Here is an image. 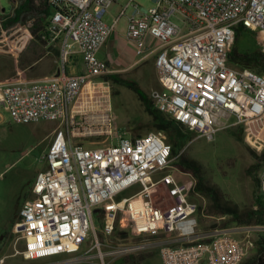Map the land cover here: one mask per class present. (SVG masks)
I'll use <instances>...</instances> for the list:
<instances>
[{
    "label": "built area",
    "instance_id": "2783aa9c",
    "mask_svg": "<svg viewBox=\"0 0 264 264\" xmlns=\"http://www.w3.org/2000/svg\"><path fill=\"white\" fill-rule=\"evenodd\" d=\"M117 1L48 0L53 9L49 31L52 42L61 39L64 65L50 78L0 83V123L1 111H7L19 125L59 124L44 158L45 169L36 175L31 198L13 227L15 244L21 245L15 253L25 261L74 257L93 234L95 243L83 259L91 264L88 254L94 249L102 258L94 224L97 213L103 220L100 233L106 236L120 227L131 237L159 240L162 264H242L256 247L250 234L264 227L202 230L200 207L190 200L188 185L170 173L153 179L174 164L163 133L119 137L108 146L89 139L100 135L91 128L112 127L111 102L105 100L110 84L103 77L113 71L99 53L134 3L130 0L109 27L105 17ZM154 2L148 11L135 7L127 37L140 57L150 41L161 44L154 51L161 86L150 95L155 108L209 141L221 130L245 126L249 145L262 150L264 75L231 66L228 54L239 26L256 34L264 53V0ZM75 51L83 57L85 73L70 76L66 63ZM97 92V113L88 115L83 99L89 95L93 100ZM259 182L264 198V166ZM133 186L139 189L135 194L118 198ZM159 189L165 191L168 205L155 201ZM149 244H125L115 254H134Z\"/></svg>",
    "mask_w": 264,
    "mask_h": 264
},
{
    "label": "rangeland",
    "instance_id": "374dc122",
    "mask_svg": "<svg viewBox=\"0 0 264 264\" xmlns=\"http://www.w3.org/2000/svg\"><path fill=\"white\" fill-rule=\"evenodd\" d=\"M129 1L118 0L108 10L105 19L111 17L114 20L117 18L121 9L126 7ZM20 2L21 0H0V14L11 16L14 8ZM136 6L139 11H148L155 7V2L154 0H134V3L127 9L126 15L118 22L116 32H126L128 19L137 12ZM31 27L32 23H29L27 26L17 25L1 31L0 83H12L21 79L40 80L50 78L64 65L61 56L56 57L53 52H48L47 49L35 44L30 35ZM51 45L53 46V44ZM156 46L153 43L150 50H153ZM55 47L61 48L60 45ZM236 48L240 53H248L261 49L262 45L254 32L243 31L239 36ZM148 60L149 63L143 66L140 71L143 77L139 79L137 76H132L129 79L137 82L140 88L150 97L151 92L160 89L161 86L157 82L153 71L155 59L152 57ZM67 64L66 68H68ZM109 86L110 92L106 94L108 97L105 100H110L111 102L112 127L109 129L106 125H100L97 128H91V130L99 131L100 135L96 138L94 136L89 137V139L97 141L99 146H108L111 143H116L119 137L135 138L154 132L151 131V117L145 112L144 106L139 102L137 96L126 88L114 87L111 84ZM114 91H117L118 95L115 96ZM94 96L93 100L89 98V95L88 98L85 96L83 99L88 103V115L97 113L93 106L95 107L96 98L101 96V93L97 92ZM1 114L0 264H72L74 260H83L87 251L95 243L93 234L90 235L82 252L74 257L63 255L44 260L25 261L21 256L16 255L15 250H21V245L15 244L16 236L13 233V224L17 221L24 202L31 198V189L36 175L45 169L44 158L54 133L59 128V124L39 122L19 125L14 122L9 112L1 111ZM230 122H235V118ZM163 135L165 141L168 142V136L164 133ZM247 135L245 126L221 130L211 141L195 133V138L188 143L185 149L190 159L202 165L207 183L219 187L226 198L233 204L238 205L243 211L253 209L255 206L254 184L252 178L246 174V170L256 162L257 156L264 152V140L260 142L263 148L259 150L249 145ZM261 138L263 139V135ZM262 169L257 172V177L260 176ZM169 173L173 174L177 180L186 183L190 188V200L197 203L202 209L199 214L201 229H214L213 226L222 228V224L228 218L213 217L207 214L210 199L207 196L192 193L191 189L196 183L195 178L181 169L176 163L173 164L172 169H167L154 175L153 179L157 180ZM138 190L137 186H133L122 192L118 198L131 197ZM155 201L164 206L169 204L163 189L158 190L155 195ZM102 221L98 218V214L95 213L94 224L98 232L97 238L101 245L102 258L99 256V251L94 249L88 254L91 257L89 260L91 264H102V262L104 264H162L159 253V240L131 237L120 227L111 236H106L100 233ZM5 235L8 237H5ZM261 235L264 237V231L250 234L253 240H258ZM238 237L243 238L244 235H239ZM139 242L151 244L146 250L134 254H115V251L120 246ZM255 254L256 249H252L246 260L254 258ZM3 259L4 262L1 263ZM82 264H86V261L83 260Z\"/></svg>",
    "mask_w": 264,
    "mask_h": 264
},
{
    "label": "trees",
    "instance_id": "16d2710c",
    "mask_svg": "<svg viewBox=\"0 0 264 264\" xmlns=\"http://www.w3.org/2000/svg\"><path fill=\"white\" fill-rule=\"evenodd\" d=\"M52 16L53 9L48 4V0H21L20 4L14 8L11 16L0 14V33L12 26H27L32 23L30 35L35 44L59 57L60 49L55 46L59 45L61 39L52 42L53 35L49 31ZM243 31L247 30L242 26L236 29L235 42L228 54L229 63L231 66L248 68L257 74L264 75V53L261 49L240 53L236 48L239 36ZM50 45L51 47H49ZM103 80L114 87L126 88L137 96L139 102L144 106L145 112L151 117V131L164 133L168 136L167 143L171 146L172 157L173 159L176 158L174 163L195 178L196 183L191 189L192 193L201 194L210 199L207 214L213 217L228 218L222 224V228H231L232 226L264 227V198L260 193L259 177L256 176L257 172L264 166V152L257 156L256 162L246 170V174L252 178L254 184L255 206L253 209L243 211L238 205L230 202L219 187L208 184L202 165L187 156L185 149L188 143L195 138V132L188 130L170 116L159 112L149 95L140 88L137 82L124 77L122 74L107 75L103 77ZM114 95H118V92L114 91ZM117 229L118 227H116V231ZM5 237L8 236L5 235ZM255 249L254 258L248 259L242 264H264V237L262 235L256 241Z\"/></svg>",
    "mask_w": 264,
    "mask_h": 264
},
{
    "label": "crops",
    "instance_id": "0c3cea01",
    "mask_svg": "<svg viewBox=\"0 0 264 264\" xmlns=\"http://www.w3.org/2000/svg\"><path fill=\"white\" fill-rule=\"evenodd\" d=\"M115 19L113 20L111 17H109L108 19H105V22L109 27H112L114 25ZM116 26H115V30L110 35L108 41L101 49L99 53V58L109 66L111 71H113V74H122L124 77L127 78H132V76H137L140 79L141 77H143V74L140 73V71L143 68V66L149 63L148 59L153 57L156 61L157 53H155L154 51L157 50V48L161 44L155 40L150 41V43L152 42L151 45L155 43L157 46L153 50H150L151 49L150 46L149 50L145 51L144 55L140 57L136 54L134 45L130 43L127 37V30L126 32L124 31V33H118L116 32ZM59 45L61 47V42L59 43ZM61 54H62V47L60 48V56ZM67 65H68V68H66L67 75L73 76V75H81L85 73V65H84L83 57L81 54L78 53V51H75L73 53ZM153 71L156 75L155 62L153 65ZM157 82H159L158 79Z\"/></svg>",
    "mask_w": 264,
    "mask_h": 264
},
{
    "label": "water",
    "instance_id": "95a60500",
    "mask_svg": "<svg viewBox=\"0 0 264 264\" xmlns=\"http://www.w3.org/2000/svg\"><path fill=\"white\" fill-rule=\"evenodd\" d=\"M4 12V11H3Z\"/></svg>",
    "mask_w": 264,
    "mask_h": 264
}]
</instances>
